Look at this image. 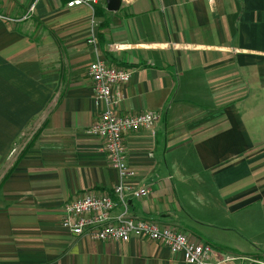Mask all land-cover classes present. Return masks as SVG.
Masks as SVG:
<instances>
[{
    "label": "crops",
    "instance_id": "1",
    "mask_svg": "<svg viewBox=\"0 0 264 264\" xmlns=\"http://www.w3.org/2000/svg\"><path fill=\"white\" fill-rule=\"evenodd\" d=\"M34 11L23 19L32 5ZM94 31L97 46L88 43ZM133 70L120 113L134 218L207 243L222 264L264 254V0H0V264H189L149 239L74 237L64 206L120 175L87 130L105 109L88 64ZM241 257H245L241 259Z\"/></svg>",
    "mask_w": 264,
    "mask_h": 264
},
{
    "label": "built area",
    "instance_id": "2",
    "mask_svg": "<svg viewBox=\"0 0 264 264\" xmlns=\"http://www.w3.org/2000/svg\"><path fill=\"white\" fill-rule=\"evenodd\" d=\"M105 0H67V7L85 6L94 9ZM33 4L23 19L34 11ZM88 43L97 46L95 32L88 37ZM88 77L93 80L94 95L97 102H103L105 109L87 133L102 140L103 149L108 155L110 166L118 171L120 183L113 189L118 203L123 206L121 212L113 215L117 202L108 194L86 193L74 198L64 206L61 225L74 237L88 236L99 241L128 242L132 239H149L168 247L171 253L181 257L189 264H222L233 261L226 256L214 260V250L207 243H196L176 227L161 228L153 219L134 218L128 213L129 200L139 199L148 194L146 188L135 189L126 184L134 178L136 171L127 161L126 137L129 133L152 130L159 114L144 111L135 115L120 113V104L124 100L123 90L129 83L133 70L111 64L100 56L88 64ZM245 257H241L244 259ZM250 264H264V254L259 258H245Z\"/></svg>",
    "mask_w": 264,
    "mask_h": 264
},
{
    "label": "water",
    "instance_id": "3",
    "mask_svg": "<svg viewBox=\"0 0 264 264\" xmlns=\"http://www.w3.org/2000/svg\"><path fill=\"white\" fill-rule=\"evenodd\" d=\"M107 10L116 12L121 7V0H105Z\"/></svg>",
    "mask_w": 264,
    "mask_h": 264
}]
</instances>
